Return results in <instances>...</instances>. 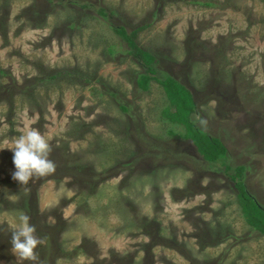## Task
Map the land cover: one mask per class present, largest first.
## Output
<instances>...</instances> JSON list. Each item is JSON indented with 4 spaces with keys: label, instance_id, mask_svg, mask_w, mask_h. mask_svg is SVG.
I'll list each match as a JSON object with an SVG mask.
<instances>
[{
    "label": "rangeland",
    "instance_id": "1",
    "mask_svg": "<svg viewBox=\"0 0 264 264\" xmlns=\"http://www.w3.org/2000/svg\"><path fill=\"white\" fill-rule=\"evenodd\" d=\"M0 14V225L31 218L38 264H264L224 166H245L264 206V0H0ZM145 25L138 43L192 90L222 163L178 139L162 88L139 91L143 68L113 28ZM26 127L48 138L55 172L17 187L6 147ZM11 234L0 264H30Z\"/></svg>",
    "mask_w": 264,
    "mask_h": 264
},
{
    "label": "trees",
    "instance_id": "2",
    "mask_svg": "<svg viewBox=\"0 0 264 264\" xmlns=\"http://www.w3.org/2000/svg\"><path fill=\"white\" fill-rule=\"evenodd\" d=\"M82 7L85 8L88 6L82 5ZM6 12H8V10H6ZM99 14L103 18H109L105 9H101ZM111 15H114V13L111 12ZM3 19V14H0L1 26H4ZM113 29L116 35H118L125 42L128 48L126 51L128 56L134 59L143 68V72L138 75L136 81L139 91L148 93L152 89V84L156 83L165 92L169 107L165 111H162V117L169 122L184 128V132L179 135L180 138L178 139L190 142L200 157L208 164L216 165L227 160L229 151L225 144L220 139L214 138L201 130L193 121V117L197 113L198 105L195 101V96L192 90L187 89L186 85L175 77L168 75L165 79L160 78L158 69L159 59L156 55L147 51L138 43V35L142 30H146V25L136 28L130 33L124 26H119ZM115 52L116 51L112 48L111 53L115 54ZM6 89L9 90L10 88L7 87ZM121 110L125 113L129 112V109L125 105L122 106ZM224 166L227 173L232 172L231 174H228V176L237 191V202L241 207L246 223L254 232H258L264 236V206L257 200L256 197L250 194L247 189L245 184L247 168L245 166H237L234 170H231L227 164H224ZM65 167L67 168V166L63 164L60 169ZM60 169L58 170L64 173L66 172V169ZM68 169L72 171V176H77V170L79 172L84 170V168H80L77 165ZM56 179L59 180L58 178ZM6 183L21 187L18 182L12 179L11 175L8 176ZM97 190L98 186L93 187L90 189V193H96ZM90 193L88 194L89 197L94 196V194ZM27 210L29 211V209ZM141 221H143V219H141ZM148 224L149 222H143L141 227L146 230L148 229ZM6 228H9L8 224L0 225V231ZM0 242L2 244L1 239Z\"/></svg>",
    "mask_w": 264,
    "mask_h": 264
},
{
    "label": "clouds",
    "instance_id": "3",
    "mask_svg": "<svg viewBox=\"0 0 264 264\" xmlns=\"http://www.w3.org/2000/svg\"><path fill=\"white\" fill-rule=\"evenodd\" d=\"M6 148L13 153L15 171L12 173V179L22 187L28 186L36 177H45L55 172V164L49 158L51 152L49 140L36 128L26 127L24 132ZM9 226L12 228L11 252L17 261L38 264L37 253L43 244V238L39 237L31 218L20 213Z\"/></svg>",
    "mask_w": 264,
    "mask_h": 264
},
{
    "label": "crops",
    "instance_id": "4",
    "mask_svg": "<svg viewBox=\"0 0 264 264\" xmlns=\"http://www.w3.org/2000/svg\"><path fill=\"white\" fill-rule=\"evenodd\" d=\"M164 94H165V93H164ZM165 96H166V95H165ZM251 231L254 232L252 229H251ZM259 235H261V234L259 233ZM261 236H262V235H261ZM263 237H264V236H263Z\"/></svg>",
    "mask_w": 264,
    "mask_h": 264
}]
</instances>
